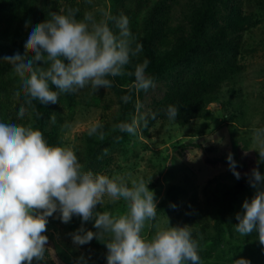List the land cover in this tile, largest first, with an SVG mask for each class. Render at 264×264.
Listing matches in <instances>:
<instances>
[{
	"label": "rangeland",
	"instance_id": "obj_1",
	"mask_svg": "<svg viewBox=\"0 0 264 264\" xmlns=\"http://www.w3.org/2000/svg\"><path fill=\"white\" fill-rule=\"evenodd\" d=\"M153 4L154 0H91L90 3L88 0H38L37 8L43 7L38 9L45 11L42 22L48 18L49 12L69 7L79 9L77 18H82L87 11H94L97 19L101 18V12L115 16L123 14L128 17L135 35V23L143 26ZM185 11L189 12V8H174L173 14L179 21L180 14L184 15ZM10 14L18 30L23 29L26 33H20L24 36L19 46L24 47L35 24L29 26L22 20L26 16L22 9L10 8ZM185 20L189 25V19ZM8 25L6 17L0 13V29H6ZM206 33V38L212 33L223 34L225 38L217 44L218 48L209 44L199 47L190 61L178 67L159 71L156 75L148 71L147 74L155 80V88L147 93H134L126 112L116 88L111 86L94 91L89 85L77 93L60 95L59 105L43 132L50 144L74 145L85 170L109 174L127 171L133 178L142 176L147 181L151 180L149 188L155 191L158 209L156 220L146 231L153 233L157 226H163L169 220L173 225L188 224L193 238L198 239L200 245L208 243L214 234V222L224 189L238 180L229 168L228 154L232 153L237 161L241 177L250 174L257 163L258 152L252 151L257 144L252 136L255 129L264 127V0H224L220 15L211 21ZM148 35L144 33L141 36ZM11 36L14 38L13 33ZM155 44L157 51L161 52L163 47L157 41ZM141 55L143 61L149 60L147 49H142ZM4 56H8V52L0 46V81L17 79L11 65L3 62ZM127 69L131 71L130 65ZM124 77L133 82L132 76ZM202 79L214 82L219 89L200 117L181 122L170 121L159 114L161 102L174 91L179 81ZM10 87L14 94L0 104V121L31 122L36 127L33 107L29 110L30 116L18 119L19 106L24 102L23 93L20 97L15 95L20 91L19 82H13ZM153 113L156 114L155 119L152 118ZM134 117L140 125L136 136L112 131L122 118V122H130ZM96 121L104 126L103 140L87 134L88 127ZM117 134L122 136L119 141L115 139ZM92 138L105 142V145L109 140L115 141L103 147L94 163L86 167ZM105 149H108L107 155L104 154ZM259 167L264 174V163ZM254 193L253 188L238 198L236 210L228 222L227 235L231 244L227 254L232 258L230 264L240 257L250 260L251 264H264V245L255 238L257 234L254 232L242 237L234 226L238 223L236 214L242 211L244 200H250ZM124 209L122 202H112L107 198L97 207L98 211L113 213H121ZM77 218L80 223H76L73 216L68 224L57 219L56 214L49 218L46 233L49 244L42 264H77L81 255L87 264H106L104 242L94 238L83 246L73 244L70 234L81 225V218ZM93 223L89 221L86 225L96 231ZM201 264H227V261L224 258H201Z\"/></svg>",
	"mask_w": 264,
	"mask_h": 264
},
{
	"label": "clouds",
	"instance_id": "obj_2",
	"mask_svg": "<svg viewBox=\"0 0 264 264\" xmlns=\"http://www.w3.org/2000/svg\"><path fill=\"white\" fill-rule=\"evenodd\" d=\"M78 12L71 7L49 12L45 21L32 27L23 54L17 51L3 57L19 79L20 91L15 95L23 93L18 119L31 115L34 101L46 106L56 104L61 94H74L89 85L94 91L107 89L113 84L111 78L118 76H134L128 94L121 97L125 103L132 100L133 90L147 93L155 88L154 78L146 72L147 60L137 63L132 71L127 69L142 51L127 16L101 12L97 19L94 11H87L77 18ZM179 111L170 104L165 114L175 121ZM152 118H156L155 113ZM103 127L96 121L87 134L103 140ZM139 127L134 117L114 125L112 131L136 136ZM252 139L257 144L252 151L258 152V158L247 175L255 193L244 200L234 226L242 237L255 232L264 245V174L259 167L264 163V127L255 129ZM227 160L233 175L240 179L232 153ZM150 182L142 176L133 178L127 171L109 174L85 170L74 145L50 144L31 122L0 121V264L44 261L49 244L47 226L54 214L64 224L73 216L80 217V227L70 234L73 244L83 246L94 238L104 242L106 264H201V245L188 224L173 225L169 220L153 233L146 231L156 220L158 209ZM105 198L122 202L124 211H98ZM89 221H94L96 231L85 228ZM77 264H87L86 258L81 255ZM234 264L251 261L240 257Z\"/></svg>",
	"mask_w": 264,
	"mask_h": 264
},
{
	"label": "trees",
	"instance_id": "obj_3",
	"mask_svg": "<svg viewBox=\"0 0 264 264\" xmlns=\"http://www.w3.org/2000/svg\"><path fill=\"white\" fill-rule=\"evenodd\" d=\"M38 0H0V13L6 17L7 22L11 27L6 26V29H0V46L5 48L8 52V56L15 54L17 51H25L24 47L19 46V43L23 39L25 31L18 30L15 25L14 18L10 14V8H17V10L23 11L25 17L22 20L27 22L29 26L41 23L44 17L43 10L37 8ZM224 0H154V4L151 7V11L145 17L143 26L139 23H135L136 29L135 36L137 41L142 44V49H147V55L149 57L148 67L146 72L156 75L159 71L171 67H178L184 62L190 61L195 56L199 47L209 46L220 43L225 37L223 34L220 36L212 33L211 36L206 38V28L211 21L221 13V4ZM29 2L28 4H25ZM174 8H189V12H183L184 15L177 17L173 14ZM17 17V13H15ZM186 18L189 19V25L185 24ZM19 31V32H17ZM17 32V34H16ZM13 33L14 38L11 36ZM149 34L147 37L141 36L142 34ZM26 34V33H25ZM19 42L17 43V41ZM158 42L162 47V51L158 52L155 42ZM21 44V43H20ZM219 46H217L218 48ZM142 55L132 58L130 62V70H134L137 63H142ZM5 75L2 76L4 78ZM134 80V76H132ZM113 79L112 87L116 88L120 93V100L123 102L124 112L126 108L130 107L132 100L125 103L121 97L128 94L131 80L124 76H118ZM13 82H19V79L4 78L0 81V104L7 102L14 92L11 90ZM129 82V83H128ZM214 82L202 79L187 81L181 80L176 85L174 91H171L166 95L164 101H162L159 108V114L162 117H166L165 110L168 105H176L179 108V115L176 120L188 121L200 117L207 104L213 99L214 95L218 92V86ZM136 93L132 92V97ZM133 99V98H132ZM58 103L41 105L38 102H33V109L35 112V125L41 129L44 133L47 129L48 119L54 114V110L58 107ZM123 121V118L121 122ZM118 136V134H117ZM115 136V137H117ZM114 137V136H113ZM111 136V138H113ZM110 139V138H109ZM91 141V138H89ZM115 140L107 141L110 144ZM105 142L92 138V146L88 153V160L86 167L91 166L94 163V158L99 154L100 150L106 146ZM248 182V175L242 176L234 184L228 185L224 189L223 196L221 198L220 207L217 212L214 222V234L210 241L201 245L199 252L200 258L209 260L225 259L227 264L232 263V258L227 254L230 249L231 241L227 235V226L230 217L236 210V202L238 198L252 190ZM75 222L80 223L77 216H75ZM89 229V226L86 225ZM107 249L104 248V257L106 258ZM36 262V261H35ZM40 264H42L40 262Z\"/></svg>",
	"mask_w": 264,
	"mask_h": 264
}]
</instances>
